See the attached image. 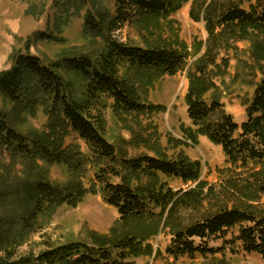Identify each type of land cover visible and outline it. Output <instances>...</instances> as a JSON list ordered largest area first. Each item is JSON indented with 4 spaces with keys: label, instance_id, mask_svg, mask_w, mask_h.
<instances>
[{
    "label": "trees",
    "instance_id": "obj_1",
    "mask_svg": "<svg viewBox=\"0 0 264 264\" xmlns=\"http://www.w3.org/2000/svg\"><path fill=\"white\" fill-rule=\"evenodd\" d=\"M114 1L115 15L98 0H53L60 10L55 27L36 36L37 41L64 43V27L90 3L83 33L106 46L96 61L82 54L46 65L36 56L17 53L12 68L0 73V100L12 105L9 112L0 108V264H132L127 262L131 258L154 256L151 242L163 231L173 235L166 250L173 262L167 264L197 256L214 259L221 250L210 249L207 242L224 239L235 228L243 250L264 262V79L246 104L247 121L242 125L226 112L223 90L217 84L228 75L230 65L226 59L219 63L221 50L264 32V0H255L250 12L232 4L234 0H225L232 4L227 10L221 0ZM191 1V19L205 23L208 40L199 44L200 51L205 46V53L189 67L188 54L161 42L162 37L160 43L146 41V48L114 37L134 22L153 37L162 20ZM254 46L252 55L264 75V46ZM64 70L86 83L84 96L74 95L60 74ZM183 71L192 123L190 128L181 126L183 134L195 145L203 136L222 148L228 166L223 173L235 177L228 176L220 189L203 181L201 163L183 152L176 159L162 152L157 157L128 156L105 139L104 119L91 114L101 96L114 101L118 116L165 112V107L142 104L137 84H151L153 77H174ZM39 110L48 118L44 130L24 133L17 128L24 114L36 116ZM71 129L86 142L95 162L79 150H65ZM177 145L187 142L177 141ZM54 165L68 169L67 184L50 183L48 168ZM88 165L99 170L96 179L103 201L119 213L111 234L94 235L93 244L49 246L37 256L17 259L11 247L24 240L41 214H52L65 205L76 208L88 193H97L96 185L87 190L83 181ZM163 177L194 188L175 192ZM112 179L120 183L114 185ZM183 212L190 216L183 217Z\"/></svg>",
    "mask_w": 264,
    "mask_h": 264
},
{
    "label": "rangeland",
    "instance_id": "obj_2",
    "mask_svg": "<svg viewBox=\"0 0 264 264\" xmlns=\"http://www.w3.org/2000/svg\"><path fill=\"white\" fill-rule=\"evenodd\" d=\"M99 5L116 13L114 0H98ZM225 10L232 4L250 12L256 4L255 0H234L232 4L220 2ZM193 1L185 4L178 12L168 20H162L159 32L155 36H149L141 31L135 22L126 25L115 32L114 37L123 43L146 48V41L160 43H172L175 49L183 50L188 54V67L205 53V46L200 51L199 44L206 43L208 34L204 22L196 23L191 19ZM225 4V6H223ZM91 4L82 10L80 15H73L70 23L64 27V43L37 41L36 36L41 32H50L60 16V10L54 6L53 0H0V73L10 70L13 66V56L17 53L31 54L40 58L44 64L50 65L63 56L89 55L94 61L106 50L102 40L86 37L84 30V16L92 11ZM224 10V9H223ZM222 12V10H221ZM137 20V18L135 19ZM55 31V30H54ZM255 44L264 46V32L254 33V37L239 41L221 50L219 63L223 59L228 60L229 73L219 79L217 84L223 90V104L226 112L234 118V121L242 125L247 121V107L253 98L256 86L264 79L261 66L253 57ZM29 45V47H28ZM186 48H183V47ZM264 68V63H262ZM186 71L174 77L156 76L151 84L138 83L142 104L147 106H162L165 112L137 115L118 116L113 111L114 101L106 96H101L92 109V116L102 117L105 121V139L125 151L128 156L157 157V152L167 154L176 159L183 152L191 161L200 162L202 165V180L211 186L220 189L225 179L235 177L226 175L228 169L226 158L221 147L212 144L206 137L200 136L197 145L186 140L182 125L192 127L188 117L186 94L188 81ZM65 81L72 86L76 97L84 96L86 83L75 73L60 71ZM0 108L7 112L12 110V105L0 100ZM48 123L47 116L39 110L36 116L24 114L17 121L16 126L24 133L33 130H44ZM134 138V139H133ZM186 141L187 145H177V141ZM79 150L85 157L95 162L93 153L80 135L70 130L66 139L65 150ZM98 168L88 165L87 173L83 181L87 190L96 185L97 193H88L84 200L76 207L62 206L54 213L45 212L39 216L31 232L21 242L17 240L11 251L16 258L28 255H39L49 246L65 245L71 242H83L93 244L94 235L109 236L116 226L120 216L116 209L107 205L101 195V186L96 179ZM48 179L51 184H67L71 180L68 169L64 166L54 165L48 168ZM175 192H186L194 188L193 184L186 185L179 179L164 178ZM114 185L120 183L118 179H112ZM264 203L261 204L263 207ZM183 217L190 216L189 212H183ZM239 229L230 230L224 239H212L207 242L210 249L221 250L212 259L197 256L195 260L181 258L178 264H264L257 254L246 253L240 242L237 241ZM173 235L170 231H163L151 244L155 252L152 257L131 258L132 264H167L173 262L166 254L171 245ZM197 245L201 241L196 240ZM158 253V255H157ZM2 255V253H0ZM223 260V261H222ZM222 261V262H221Z\"/></svg>",
    "mask_w": 264,
    "mask_h": 264
}]
</instances>
